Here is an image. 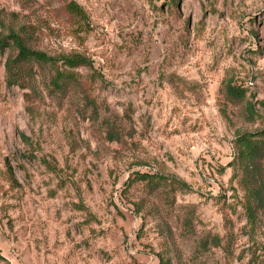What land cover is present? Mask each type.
<instances>
[{
	"label": "rangeland",
	"instance_id": "1",
	"mask_svg": "<svg viewBox=\"0 0 264 264\" xmlns=\"http://www.w3.org/2000/svg\"><path fill=\"white\" fill-rule=\"evenodd\" d=\"M11 30L57 61L0 51V264H264V0H0Z\"/></svg>",
	"mask_w": 264,
	"mask_h": 264
},
{
	"label": "trees",
	"instance_id": "2",
	"mask_svg": "<svg viewBox=\"0 0 264 264\" xmlns=\"http://www.w3.org/2000/svg\"><path fill=\"white\" fill-rule=\"evenodd\" d=\"M14 45L18 50V55L8 59L6 63V70L8 72L9 83H20L24 73V64H52L54 65L57 58L48 55L46 52L32 48L26 35L16 30H11L8 35L0 36V51H4L6 47ZM87 59L81 54H74L66 56L64 63L70 67L87 64ZM57 76L53 80V84L59 89H68L70 87L69 81L71 78L70 72H61L57 69ZM225 92L230 98L240 99L244 96V89L236 88L231 84L225 86ZM255 134L243 133L238 139L239 144V159L241 165L247 174H253L256 181L260 184L256 187L248 186V211L249 217L253 219L255 206L251 203V198L254 197L257 204L264 205V190L261 179V172L259 171V161L264 159V139L255 138ZM140 177H147L142 174Z\"/></svg>",
	"mask_w": 264,
	"mask_h": 264
}]
</instances>
